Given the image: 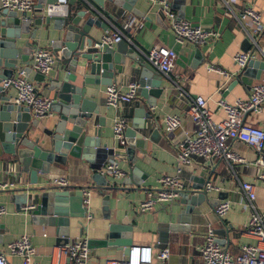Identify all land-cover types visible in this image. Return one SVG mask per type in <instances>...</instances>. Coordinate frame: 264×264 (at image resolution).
Here are the masks:
<instances>
[{
	"label": "crops",
	"instance_id": "crops-1",
	"mask_svg": "<svg viewBox=\"0 0 264 264\" xmlns=\"http://www.w3.org/2000/svg\"><path fill=\"white\" fill-rule=\"evenodd\" d=\"M41 4L42 0H36V8L28 14L32 17L41 15L36 12ZM172 5L178 16L181 12L183 13L182 19L190 21L193 25H201L218 31L219 40L202 47L192 43L178 42L167 20L159 15V6L151 5L148 0L135 2L134 8L138 13L129 12L113 2L106 1L105 9L117 17V21L106 17L105 20L111 30L113 24L120 26L128 15H133L138 21L143 22L138 29L131 32L126 31L133 41L129 42V45L136 50L139 57L144 58L145 62L148 61L140 49H148L154 44H162L174 49L178 54L175 73L181 76L188 94L208 98V104L214 111V117L221 120L225 115L218 107L217 101L224 98L232 103L238 98L248 97L252 85L264 84V72L260 79H254L253 84L247 86L242 82L236 84V77L229 79L222 74L210 72L208 67L213 64L226 71L238 72L234 56L238 52L252 49L255 35L261 49V54L256 59H264V36L254 35L248 24L240 19L242 10L246 6H252L261 12L264 21V0H172ZM77 6V4L67 5L55 9L52 14L64 16L70 14V11ZM46 7L47 5L43 3V8ZM37 28L38 33L35 39H31L28 34H23L18 39L17 45L21 47L27 41L34 46L41 45L50 48L54 52L52 45L57 38V31L54 29L53 22L49 25L44 23L40 27L33 25L31 31ZM93 33L102 39L107 31L94 29ZM200 49L203 53L202 59L199 57ZM56 56L57 65L50 74L45 75L44 79L36 71L29 73L32 80L38 84L40 93L54 101L56 96L52 84L54 81L61 80L68 65V61L62 59L60 53ZM25 66L19 61L20 68ZM141 69L139 61L127 58L123 72L119 74L116 72L113 84H116L122 91H126L133 82L144 83L140 79ZM80 71L78 70L77 73H81ZM159 74L163 76L160 84L162 92L153 95L150 91H159L160 88L150 86L147 87L148 97H145L140 88L139 96L130 102L122 103L120 110L127 117L129 127H133L137 122V109L140 106H146L154 118H158L159 123H153V127L160 125L162 132L165 126L162 118L166 115H181L183 118L181 127L170 134L163 132V137L158 142L150 139L152 129H149L144 133V149L134 146L133 151L128 152L129 145H122L114 137L113 127L119 110L107 104L105 91L108 85H87L89 89L87 97L94 94V102L99 107V113H94L91 118L92 130L89 135L97 136V132H100L101 143L109 149H115V155L111 158L104 154H89L87 147L85 148L87 151L82 156L69 155L67 161L65 160L66 163L52 165L50 173L41 175L36 186H54L55 178L66 177L69 181V190L92 188L90 207L92 218L72 217L67 224L61 226L67 229L68 234L61 236L60 226L32 224L29 213L19 212L16 205L9 200L10 192L0 191V206L4 205L7 209L6 213L0 216V250H7L8 244L22 235H29L32 244L37 249L34 260L40 264H50L55 247L68 245L76 238L83 236L88 241H92L90 264H107L109 260L122 259L127 254L117 246L104 245L100 241L106 239L111 225H120L126 219L133 223L131 233L133 245L151 246L154 255L162 249H170V256L165 263L155 257L152 264H200L199 247L204 243L209 228L215 229L219 240H227L225 247L233 255L240 254L241 247L245 244H256V239L246 231L250 211L244 206V196L239 181H248L255 185L258 205L264 210V180L260 178L264 167L256 165L257 152L239 141L232 142L231 146L245 158L246 162L236 164L235 171L224 160L211 166H206L204 161L196 160L183 171L182 179L187 188L196 183H202L203 179L214 182L218 189L209 193L213 203L208 200L204 201L189 212L187 205L183 204L182 197H180L175 203L158 206L153 211H137L138 205L146 198L147 191L156 187L162 176L176 174L175 146L186 135H192L196 129L192 119L186 114L189 97L180 98L171 79L160 72ZM8 94L12 96L13 101L17 93L12 88L8 90ZM58 119L59 114L52 109L49 117L41 119V125L35 133H40L39 131L46 122ZM248 120L252 123H260L264 121V113L258 116L249 115ZM109 161H116L126 175L118 178L101 174V168ZM136 165L139 167L140 174H137L135 178L130 177V170ZM18 167L11 165L7 172L2 170L0 181L13 183L15 187L22 186V184L31 185L29 174L21 177ZM96 174L101 176H96ZM106 179L108 186H102V181ZM136 179L139 180L138 183L135 182ZM41 192L36 194L34 200L29 201V205L38 202L37 195ZM107 195L109 196L108 203L105 202ZM223 195L224 199L231 202V209L224 217H219L215 209L219 205L217 199ZM9 260L12 264H21L19 257L11 256Z\"/></svg>",
	"mask_w": 264,
	"mask_h": 264
},
{
	"label": "water",
	"instance_id": "water-1",
	"mask_svg": "<svg viewBox=\"0 0 264 264\" xmlns=\"http://www.w3.org/2000/svg\"><path fill=\"white\" fill-rule=\"evenodd\" d=\"M106 1L113 2L129 12L138 13L134 8L137 0H68L69 6L76 4L78 6L64 16L45 14V10L57 0H42V4L36 10L41 15L33 17L28 12L20 13L0 6V172L2 170L7 172L11 165H14L19 166L21 177L29 174L31 185L22 184L10 190L9 200L16 205L19 212H28L34 225L61 227L72 217H87L82 189L36 186L41 175L50 173L52 165L66 163L69 155L82 156L87 147L89 154H104L111 158L115 155V149H109L101 143L100 132H97V136L89 135L92 130L91 118L94 113H99V107L94 102V94L87 97L89 93L87 85L113 84L116 72L118 74L123 72L126 59L129 58L141 63L140 79L144 82L140 83L141 93L148 97L147 87L150 86L160 88L159 91H150L151 94L162 92L160 84L163 76L149 62H145L143 57H139L129 42L123 40L115 47L97 46L100 45L101 39L93 33L94 29L102 31L111 29L105 17L117 21V17L105 9ZM43 3L47 5L46 8H43ZM159 15L165 18L163 13ZM183 16L181 12L179 17ZM52 22L57 31V38L52 45L54 53H60L62 59L68 61V65L61 80L52 84L56 96L53 109L59 114V119L46 122L40 133H35L41 125V120L34 118L27 107L14 103L11 100L12 96L8 94L9 89L4 88L2 83L15 75L20 68L19 61L21 65H26L24 68L28 73L31 72L29 55L34 45L26 41L19 47L18 39L23 34L35 39L38 28L31 31V27L33 25L40 27L44 23L49 25ZM199 57L203 58L201 49ZM196 62L198 63V60ZM78 70H81V73H77ZM263 72L264 59H254L250 61L242 75L236 77L235 83L242 82L251 86L254 79L261 78ZM41 77L44 79L45 75L41 74ZM137 118L134 126L128 127L125 132V141L129 145L128 152H132L134 146L144 149V133L149 129H152L150 139L153 142H158L163 137L162 127L160 125L153 127V123L157 124L158 118H154L146 106L137 109ZM138 168L136 165L130 170V177L135 178L140 174ZM207 181L203 179L202 183H196L182 193V202L187 205L189 212L204 201L213 203L205 189ZM135 182L138 183L139 180L136 179ZM101 185L108 186L107 179L102 181ZM40 191L42 192L37 195L38 202L29 205V201L34 200ZM223 197L225 196H220L217 202L220 203ZM108 201L107 195L105 202ZM132 230L133 223L128 219L122 221L120 225H111L106 239L100 243L117 246L125 254H129L133 245ZM60 234L66 236L67 229L61 227ZM218 242L226 246L227 240L218 239ZM91 244L92 241H89L90 248Z\"/></svg>",
	"mask_w": 264,
	"mask_h": 264
},
{
	"label": "built area",
	"instance_id": "built-area-1",
	"mask_svg": "<svg viewBox=\"0 0 264 264\" xmlns=\"http://www.w3.org/2000/svg\"><path fill=\"white\" fill-rule=\"evenodd\" d=\"M153 6H159L160 13L165 16L169 27L180 43H192L198 47L214 43L219 40L220 33L214 29L201 25H193L190 21L182 19L173 10L172 0H148ZM68 5V0H57L54 5L45 10V14H52L55 9ZM2 8L20 13L30 12L36 8V0H0ZM240 19L245 21L253 34L264 36V21L260 11L252 6H246ZM121 25L113 24V29L107 31L101 39L100 48L105 45L113 46L123 40L133 42L126 31H133L141 27L133 15L123 19ZM253 48L236 53L234 61L238 72H230L216 65H209L210 72H216L231 79L242 74L250 61L261 54L256 35L253 40ZM147 61L157 71L171 79L180 98L189 97V107L186 114L195 124V132L186 135L175 146L177 153V167L175 175H164L160 178L156 187L147 191L146 198L138 205L137 211H153L158 206L171 205L179 200L187 188L182 174L187 166H191L196 160L204 161L206 166L215 165L218 161H226L235 171V165L245 163V158L232 148V142L239 141L252 147L258 154L256 165L264 167V121L252 123L248 120L249 115H261L264 113V84L252 85L246 98H238L235 102H229L224 98L217 101L218 107L224 112V118L217 120L214 111L209 107L208 98L197 95L190 96L184 87V82L178 73H175L177 52L165 45L154 44L148 49H140ZM56 54L47 47L36 45L32 49L30 68L31 71L47 75L57 65ZM2 86L6 89H15L16 96L13 100L18 105L29 109L36 119H45L52 114L53 102L50 97L40 93L38 84L32 80L24 67L18 69L12 78L4 80ZM141 85L133 82L126 91H122L116 84L108 85L105 91L107 104L119 110L115 121L114 137L122 145L126 144L125 132L129 127L127 117L121 112V104L130 102L139 96ZM121 112V113H120ZM183 118L179 114H170L162 118L165 134L176 131L182 125ZM101 174L113 177H124L126 172L116 161H109L101 168ZM264 180V172L260 174ZM66 177L55 178L53 185L58 188L69 187ZM244 196V206L250 211V218L246 225V231L256 239V244H245L241 247V253L233 255L225 246L218 242L215 229L209 228L204 243L199 247L201 257L200 264H264V210L257 202V191L253 183L239 181ZM19 187V185L17 186ZM15 184L0 181V191L16 189ZM207 192L218 187L212 180L205 185ZM92 188L83 189V205L87 209V219H91V195ZM27 208V207H26ZM231 209L229 200H222L215 211L219 217H224ZM4 205L0 206V216L6 213ZM170 249L165 248L154 255L153 248L148 245H132L122 259H112L107 264H152L157 257L163 263L170 256ZM91 248L86 237H79L68 245L58 246L53 249L52 262L50 264H90ZM37 254L36 247L32 244L29 235H22L8 244L7 250H0V264H12L9 257L15 256L21 259V264H40L34 260Z\"/></svg>",
	"mask_w": 264,
	"mask_h": 264
}]
</instances>
